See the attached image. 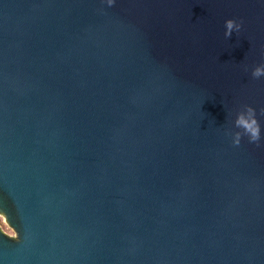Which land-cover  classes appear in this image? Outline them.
I'll use <instances>...</instances> for the list:
<instances>
[{
    "label": "water",
    "instance_id": "water-1",
    "mask_svg": "<svg viewBox=\"0 0 264 264\" xmlns=\"http://www.w3.org/2000/svg\"><path fill=\"white\" fill-rule=\"evenodd\" d=\"M261 62L264 0H0V264H264Z\"/></svg>",
    "mask_w": 264,
    "mask_h": 264
},
{
    "label": "clouds",
    "instance_id": "clouds-1",
    "mask_svg": "<svg viewBox=\"0 0 264 264\" xmlns=\"http://www.w3.org/2000/svg\"><path fill=\"white\" fill-rule=\"evenodd\" d=\"M117 0H100L101 4L113 7ZM224 37L230 39L233 33L239 34L243 28V21L234 18L224 20ZM247 67L245 71H247ZM251 77L256 80L264 78V62L258 63L251 68ZM260 114L264 115V108L260 109ZM228 127L224 128V135L231 138L235 146L241 144L242 139L247 138L249 143L259 145L264 139V129L257 116V109L248 104H241L234 110L227 113ZM0 231H3V225L0 223Z\"/></svg>",
    "mask_w": 264,
    "mask_h": 264
},
{
    "label": "rangeland",
    "instance_id": "rangeland-1",
    "mask_svg": "<svg viewBox=\"0 0 264 264\" xmlns=\"http://www.w3.org/2000/svg\"><path fill=\"white\" fill-rule=\"evenodd\" d=\"M0 223L3 225V232L6 233L7 235L14 237L15 233L14 231L6 224L4 218L0 215Z\"/></svg>",
    "mask_w": 264,
    "mask_h": 264
}]
</instances>
